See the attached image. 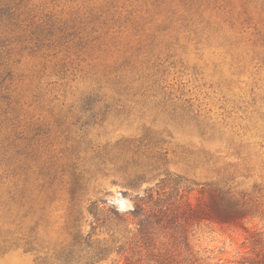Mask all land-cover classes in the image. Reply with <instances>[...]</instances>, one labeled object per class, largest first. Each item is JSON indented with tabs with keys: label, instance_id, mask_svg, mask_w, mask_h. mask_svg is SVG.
<instances>
[{
	"label": "rangeland",
	"instance_id": "obj_1",
	"mask_svg": "<svg viewBox=\"0 0 264 264\" xmlns=\"http://www.w3.org/2000/svg\"><path fill=\"white\" fill-rule=\"evenodd\" d=\"M6 1L0 264H87L88 240L112 245L92 206L116 224L149 193L207 206L218 190L249 213L190 226L200 264L264 258V0Z\"/></svg>",
	"mask_w": 264,
	"mask_h": 264
},
{
	"label": "trees",
	"instance_id": "obj_2",
	"mask_svg": "<svg viewBox=\"0 0 264 264\" xmlns=\"http://www.w3.org/2000/svg\"><path fill=\"white\" fill-rule=\"evenodd\" d=\"M15 14L12 5L6 0H0V39L4 23H17ZM72 193L75 200L77 190ZM181 204L176 207L168 206L166 201L154 199V194L149 193L123 214L116 208L110 210L111 218L116 224H106L107 220L101 217L99 209L92 206L90 212L94 219L93 229L107 225L108 230L113 231L112 245H106V241L101 245V241L92 243L88 240L87 244L94 252L87 264L103 260L114 250L119 253L129 251L140 254L147 264H200L202 258L191 244L190 226L207 220L239 222L249 213L247 201H240L228 190H218L214 204L193 206L188 200ZM130 223L135 225L133 229L129 228ZM116 233L122 234L124 239L115 236ZM76 242H79V238ZM249 264H264V258L252 259Z\"/></svg>",
	"mask_w": 264,
	"mask_h": 264
}]
</instances>
